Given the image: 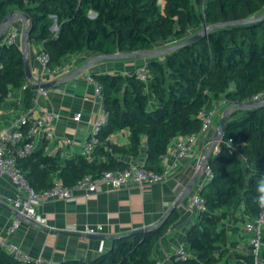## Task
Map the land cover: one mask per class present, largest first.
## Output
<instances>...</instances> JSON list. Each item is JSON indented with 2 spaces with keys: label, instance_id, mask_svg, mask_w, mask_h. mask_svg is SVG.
I'll return each instance as SVG.
<instances>
[{
  "label": "trees",
  "instance_id": "trees-1",
  "mask_svg": "<svg viewBox=\"0 0 264 264\" xmlns=\"http://www.w3.org/2000/svg\"><path fill=\"white\" fill-rule=\"evenodd\" d=\"M203 1H207L205 9L199 12L193 0H0V25L13 11L26 14L30 42L43 44L50 54L49 65L55 68L69 55L145 50L201 25L264 15V0H198ZM2 39L0 102L27 83L22 48L18 43L3 44ZM147 62L149 83L132 73H90L103 86V107L109 112L92 160L81 153L62 162L41 148L18 165L37 192L53 186L56 177L72 186L86 174L126 168L128 163L118 156H139L146 139L144 166L162 173V156L171 141L200 130L204 107L211 108L221 99L230 105L241 103L229 115L224 131V139L232 137L238 152L229 153L223 144L222 153L210 158L214 176L202 188L207 209L188 234L190 256L174 257L175 264H216L227 254L216 251L217 241L226 234L220 227L221 218L229 215L225 210L236 208L244 225L264 209V193L259 190L264 182V104L247 107L254 95L264 91V17L214 28ZM24 96L25 107H32L31 84ZM125 128L130 130L128 143L109 142L113 133ZM96 153L105 156L104 161H96ZM179 219L175 208L160 226L118 236L108 251L93 259L57 264H155L154 247ZM237 263L255 264V258L238 253ZM0 264L38 263L20 262L0 247Z\"/></svg>",
  "mask_w": 264,
  "mask_h": 264
},
{
  "label": "crops",
  "instance_id": "crops-1",
  "mask_svg": "<svg viewBox=\"0 0 264 264\" xmlns=\"http://www.w3.org/2000/svg\"><path fill=\"white\" fill-rule=\"evenodd\" d=\"M15 26L23 30L24 22L18 20ZM54 28L56 25L52 27L53 30ZM19 38L21 39V36ZM36 46L33 42L29 43L33 75L40 71L35 60ZM96 55L98 54L89 52L69 55L61 62L66 67V71L61 75L46 76L44 83L63 79L86 65ZM145 61L132 58L100 61L83 74L47 88L49 94L41 96L39 104L45 110L56 112L58 121L54 129V137L38 141L37 149L42 148L49 156H59L62 162L81 154L82 144L87 140L103 109V104L95 94L93 84L87 80V75L101 72L130 73L128 69L135 68ZM0 104L2 120L22 111H32L34 115H42L40 109L32 110L33 107H25L23 88L15 89ZM225 110L226 108L220 113L210 132L195 144V151L204 152L206 159L211 157L214 148L213 139L218 131L217 123L220 122ZM78 111L82 112V117L79 121H75L74 116ZM180 137H175L171 141L163 158L164 168L170 171L163 180L144 186L130 185L104 189L88 196L80 193L74 200L56 199L41 204L38 210L47 217V226L38 225L27 219L7 202V197L16 195L17 188L10 177L0 176V235L15 219L21 218V227L10 237V240L31 257H43L42 264H57L69 259L90 260L108 251L112 247L114 237L156 226L170 208L181 201L189 184L197 179L184 201L176 206L180 219L153 250L152 256L155 259L162 260L164 264H175L176 249L185 247L189 250L188 234L199 217L188 206L190 197L198 187H204L208 183L204 181L203 170L197 161L192 158L177 157V142ZM67 139H70L72 144H68ZM129 139L130 130L125 128L113 133L109 137V142L123 145L128 143ZM146 156L147 142L144 139L139 156L120 155L118 158L128 165L136 162L144 164ZM95 157L96 161L100 162L105 159L100 153H96ZM86 225H103L104 232L101 235L104 238L92 239L86 236L87 234L82 232ZM241 232L246 236L247 245L246 249L241 248L240 253L248 254L250 253L249 235L245 233L243 227Z\"/></svg>",
  "mask_w": 264,
  "mask_h": 264
},
{
  "label": "built area",
  "instance_id": "built-area-1",
  "mask_svg": "<svg viewBox=\"0 0 264 264\" xmlns=\"http://www.w3.org/2000/svg\"><path fill=\"white\" fill-rule=\"evenodd\" d=\"M92 16L95 14L92 12ZM56 25V24H55ZM57 29V25H56ZM22 29L15 26V23L6 31L2 43L13 44L18 43L19 37L22 34ZM38 46V47H37ZM35 49V60L39 65L40 71L37 74H32L30 81L22 87L23 90L27 85H41L44 78L48 75H61L66 71V67L61 64L55 68L49 65L50 54L44 49L43 44L37 45ZM129 73V72H128ZM125 73V74H128ZM130 73L135 74L138 79L149 83L151 77L149 73L148 62H142L136 66ZM87 80L93 84L94 92L99 97L103 104V86L91 74L87 75ZM49 90L43 87H34V99L32 110H41L42 115H34L32 111H22L14 113L6 120L1 118L0 104V176L10 177L13 185L17 188V193L14 197H7V202L22 216L33 221L34 223L47 226L48 219L38 208L41 204L54 201L56 199L74 200L79 197L80 193L91 195L109 188H121L130 185L144 186L153 184L163 180L169 175L170 171L164 168L162 173H156L153 170L145 168L142 163H130L124 169H109L103 170L100 174H86L80 178L72 186H66L61 179H55L54 185L43 191H35L31 183L27 179L25 172L19 167L18 161L33 153L38 147V141L41 139H52L54 137V129L58 121V114L54 111L45 110L40 106L39 99L41 96H47ZM264 101V91L254 95L249 103H257ZM230 104L226 99L215 101L211 108H203L200 111L202 126L200 130L181 136L177 142V157L192 158L197 161L203 170L204 181L209 182L214 171L210 159L207 160L204 152L197 153L195 144L205 137L213 128L216 119L220 113ZM82 117V112L78 111L74 116L75 121H79ZM109 117V112L103 107L101 116L94 123L87 140L82 144V154L87 159L92 160L97 145L100 143L99 132L106 124ZM215 138L213 139V141ZM68 144H72L70 139H67ZM226 144L229 153L237 154V149L234 147L232 137L224 139V134L215 140L214 148L211 157H217L222 153V145ZM165 156V155H164ZM162 156V158H164ZM210 157V158H211ZM202 188L198 187L189 200V208L200 218L202 212L207 209L206 200L202 194ZM21 218L15 219L0 235V247L9 252L16 260L22 262L34 261L42 264L43 257L33 258L25 253L19 245L11 242L10 237L21 227ZM243 230L249 235L250 253L255 258V264H264L263 249H264V209L254 218L246 221L243 225ZM82 232L86 234L101 235L104 232L103 225H86ZM174 256L177 260H186L190 256V250L185 247L176 249ZM155 264H164L162 260H157Z\"/></svg>",
  "mask_w": 264,
  "mask_h": 264
},
{
  "label": "water",
  "instance_id": "water-1",
  "mask_svg": "<svg viewBox=\"0 0 264 264\" xmlns=\"http://www.w3.org/2000/svg\"><path fill=\"white\" fill-rule=\"evenodd\" d=\"M262 17H264V15H260V16H254V17H250V18H246V19H242V20H237V21H227V22H219V23H213L210 25H206L204 27V29H202L201 32L191 36L190 38H188L187 40L183 41L180 44L171 46L169 48L166 49H159V50H154V51H150V50H140V51H134V52H128V53H115V54H99L94 56L92 59H90L86 65H84L83 67L78 68L76 71H74L73 73H71L70 75L64 77L61 80L58 81H53L50 83H43L41 85H34V87H43V88H50L52 86H56L59 83H65L68 80H70L73 77L78 76L79 74H83L84 72H86L87 70L91 69L92 66H94L96 63L100 62V61H104V60H112V59H127V58H139V59H143V60H147L149 61L152 57H156L159 56L161 54H164L166 52H169L171 50H174L176 48H179L183 45H186L190 42L195 41L196 39L200 38L202 35H204L205 33H207L208 31L220 27V26H225V25H236V24H245V23H249V22H253V21H257L260 20ZM18 20H22L24 22V29L22 31L21 34V39H22V51L24 53V60H25V68H26V75H27V81H30L32 78V72H31V65H30V56H29V43H30V32H31V28L29 25V19L27 17L26 14L19 12V11H13L11 12L2 22V24L0 25V39L3 38V36L5 35L6 31ZM56 24V23H55ZM264 101H260L257 103H250L247 105V107H256V106H260L263 105ZM241 103H237V104H231L227 107V109L224 112V115L222 116L220 122H219V129L217 131V134L215 136V140L219 139L225 131V127H226V121L229 117V115L232 113V111L237 107L240 106ZM236 106V107H235ZM215 140L213 142V146L215 144ZM210 157L207 158V160H209ZM197 179H195L192 183L189 184L188 188L186 189L185 193L183 194L181 201L176 202L168 211V213L165 215V217L154 227L151 228H155L157 226H160L164 220L167 218V216L173 211V209L176 208L177 205H179L180 203H182L184 201V199L187 197V195L190 193L194 183L196 182ZM149 228L146 229H137L133 232H137V231H144L147 230ZM132 233V232H131ZM86 236L92 238V239H103L104 236L103 235H93V234H87ZM118 237V236H116ZM114 237V238H116Z\"/></svg>",
  "mask_w": 264,
  "mask_h": 264
},
{
  "label": "rangeland",
  "instance_id": "rangeland-1",
  "mask_svg": "<svg viewBox=\"0 0 264 264\" xmlns=\"http://www.w3.org/2000/svg\"><path fill=\"white\" fill-rule=\"evenodd\" d=\"M195 3L197 10L199 12H202L205 9L207 1L203 2H198V0H193ZM55 26V25H54ZM205 26L201 25L198 26L194 29H191L189 32H187L185 35H182L180 37H177L175 39H169L166 41H160L156 42L153 45H151L149 48L146 50L154 51V50H159V49H166L171 46L177 45L182 43L183 41L187 40L191 36L199 33L204 29ZM56 29V28H54ZM18 44H20V47L22 48V39L19 38ZM37 45V43H35ZM38 47V46H37ZM37 47H34L35 49ZM32 51V46L31 49ZM99 55V54H98ZM132 59H139V58H132ZM106 61V60H104ZM134 69L130 68V72ZM17 93V90H16ZM230 105V104H229ZM228 105V106H229ZM236 107V106H235ZM227 109V108H226ZM221 120V119H220ZM219 129V123H217V130ZM244 160L246 163L244 164V167L247 168V159L244 157ZM225 161V159L223 160ZM236 208H229L228 210H225L226 213L229 215L227 217H222L220 220L221 224L220 227L221 229L226 231L225 238L223 240L217 241V254H220L222 251H227V254L223 259H221L219 262L216 264H238L237 263V254L240 253L241 248L246 249L247 245V240L246 236L241 232V228L243 227L242 221L239 220V213H236ZM221 216V211H218Z\"/></svg>",
  "mask_w": 264,
  "mask_h": 264
},
{
  "label": "clouds",
  "instance_id": "clouds-1",
  "mask_svg": "<svg viewBox=\"0 0 264 264\" xmlns=\"http://www.w3.org/2000/svg\"><path fill=\"white\" fill-rule=\"evenodd\" d=\"M259 190L264 193V182L261 183ZM262 200H264V197H261Z\"/></svg>",
  "mask_w": 264,
  "mask_h": 264
}]
</instances>
